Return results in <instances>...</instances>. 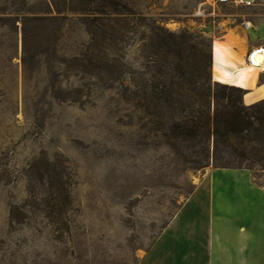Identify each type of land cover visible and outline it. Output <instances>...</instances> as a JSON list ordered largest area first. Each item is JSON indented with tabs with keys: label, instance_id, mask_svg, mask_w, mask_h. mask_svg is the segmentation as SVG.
Returning <instances> with one entry per match:
<instances>
[{
	"label": "rangeland",
	"instance_id": "1",
	"mask_svg": "<svg viewBox=\"0 0 264 264\" xmlns=\"http://www.w3.org/2000/svg\"><path fill=\"white\" fill-rule=\"evenodd\" d=\"M122 1L136 17L115 15L101 32L120 70L147 69L153 28L208 38L214 82V42L226 27L249 49L264 47V0ZM93 9L89 0H0V264H138L165 228H217L233 213L240 170L189 166L127 98L137 75L107 80L77 61ZM46 159L70 176L69 203L55 216L43 200L50 186L30 177L33 165L51 169ZM251 171L264 181L258 164Z\"/></svg>",
	"mask_w": 264,
	"mask_h": 264
},
{
	"label": "trees",
	"instance_id": "2",
	"mask_svg": "<svg viewBox=\"0 0 264 264\" xmlns=\"http://www.w3.org/2000/svg\"><path fill=\"white\" fill-rule=\"evenodd\" d=\"M89 4L95 6L89 13L91 40L77 61L107 75V80L116 73L130 72L111 62L101 32L115 15L134 18L136 12L122 0H89ZM163 32L168 33L153 28L155 37L147 48L150 63L146 70L130 72L137 78L132 79L131 88H126L127 98L138 99L176 156L192 168L213 165L254 170L258 164L264 170V99L246 104L244 88L212 81L213 54L208 38L187 31L165 37ZM45 163L55 173H37V165H33L30 177L50 186L43 200L51 209L49 215L55 216L54 209L69 203L70 176L64 170L56 174L55 161L46 159ZM63 225L68 228L66 222Z\"/></svg>",
	"mask_w": 264,
	"mask_h": 264
},
{
	"label": "crops",
	"instance_id": "3",
	"mask_svg": "<svg viewBox=\"0 0 264 264\" xmlns=\"http://www.w3.org/2000/svg\"><path fill=\"white\" fill-rule=\"evenodd\" d=\"M238 170L244 176L236 184L232 214H221L217 228H187L179 236L180 228H165L138 264H177L181 248L183 264H264V181L249 169Z\"/></svg>",
	"mask_w": 264,
	"mask_h": 264
},
{
	"label": "bare ground",
	"instance_id": "4",
	"mask_svg": "<svg viewBox=\"0 0 264 264\" xmlns=\"http://www.w3.org/2000/svg\"><path fill=\"white\" fill-rule=\"evenodd\" d=\"M225 29L223 39L214 42V77L220 82L250 89L244 96L246 103L264 98V83L258 85L259 74L264 70V47L249 49L246 35L238 28ZM242 65L240 71L232 72Z\"/></svg>",
	"mask_w": 264,
	"mask_h": 264
},
{
	"label": "built area",
	"instance_id": "5",
	"mask_svg": "<svg viewBox=\"0 0 264 264\" xmlns=\"http://www.w3.org/2000/svg\"><path fill=\"white\" fill-rule=\"evenodd\" d=\"M229 1H232V2H235L237 4H241V5H245V6H251L253 5L255 2H251L249 0H229ZM243 25H244V28L246 29H250L252 27L251 25V22L250 21H244L243 22Z\"/></svg>",
	"mask_w": 264,
	"mask_h": 264
},
{
	"label": "water",
	"instance_id": "6",
	"mask_svg": "<svg viewBox=\"0 0 264 264\" xmlns=\"http://www.w3.org/2000/svg\"><path fill=\"white\" fill-rule=\"evenodd\" d=\"M262 99H264V98H261V99H259V100H262ZM259 100H256V101H259ZM256 101H254V102H252V103H255Z\"/></svg>",
	"mask_w": 264,
	"mask_h": 264
}]
</instances>
